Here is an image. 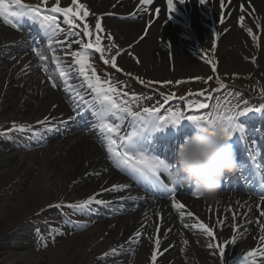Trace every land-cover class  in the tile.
Listing matches in <instances>:
<instances>
[{"label": "bare ground", "instance_id": "bare-ground-1", "mask_svg": "<svg viewBox=\"0 0 264 264\" xmlns=\"http://www.w3.org/2000/svg\"><path fill=\"white\" fill-rule=\"evenodd\" d=\"M22 2L37 5L41 0H22ZM54 2L55 0H48V6L53 5ZM80 2L84 3L92 14L87 18L90 25H94L95 16H103V27L114 37V41L105 40L104 45L106 49H114L115 54L117 49L112 48L111 45L115 43L119 46L121 55L117 57V64L123 71L118 73L126 76L131 73L134 81H180L200 75V72L204 73L205 70L210 72L208 69H211V66L205 62L207 58L218 62L216 74L220 76L233 77L245 73L261 75L262 71L264 72V64H261L264 58V0H250L251 8L248 7L246 0H233L231 11L223 25L219 23L221 15L219 0H206L203 5L200 0H186L183 4L174 0L176 10L171 14V19L166 0H154L153 5L147 6L149 9L147 12L137 10L139 0H80ZM241 2H245L248 12H252V8L255 9L251 15L245 13L244 27H241L239 22ZM60 4L70 6V0H60ZM157 8L160 9L159 13L155 12ZM134 12L136 15L130 16ZM108 13L111 15H107ZM60 20L67 30V26L63 25L62 17ZM32 25L39 28L33 23ZM247 28L253 29V35L257 38L255 41L248 34ZM78 30H82V24ZM66 38V33L57 36V39ZM80 39L87 42V38L80 37ZM214 39L217 46L213 52ZM28 42L26 33L10 27L0 18V132L10 129L15 121L17 124L31 125L33 130L42 134V137L36 140L30 139V132L8 131L5 134L8 135L7 144L3 146L4 151L0 154V174L17 178L19 174L26 175L36 166H41L44 187L47 189L46 193H49L54 169L57 166L65 167L67 181L64 184L67 188L63 198L70 203L86 199L113 184H128L129 188L122 192H104L102 196L97 197L112 200L111 205H116L123 212L117 211L116 208L107 209L95 205L92 206L91 211H87V215L92 218H102L101 222L92 226L89 234L100 231L104 237L108 235L105 238L114 234L118 240H129V246L124 243L125 251L119 253L122 260L120 264H127V253L134 250L136 243H140L138 250L146 255L145 260L150 264L153 245L147 237L155 234V226L159 222L157 212L161 213L164 219L161 232H165L167 228L172 229L169 234L162 236V254L158 256L157 264H184L189 257V249H192L193 255L199 253L202 258L198 245L206 249L209 243L222 244L225 240H231L236 236L237 243L225 248L224 264H233L243 252L260 244L261 233L254 222L259 218L264 223V218L258 217L259 201L250 195L238 191L228 193L220 191L215 201H209L202 197H193L185 190L178 192V202L185 204V211L193 212L200 220L213 227L217 232V241H210L199 229L183 228V223L191 225L196 221L185 216L184 221L181 222L179 213L171 207V199L147 198L146 194L149 192L138 185L132 177L117 169L108 159L106 147L102 140L98 139V131L93 128L95 118L92 113L85 111L81 116H75L73 113L70 93L64 90L65 77L60 76L61 68L65 65L62 63L58 67L52 60L51 51L46 53L48 56L46 61H40L33 52L25 48L30 46ZM53 46L60 47L56 44ZM42 47L46 49L47 43ZM73 50H78L75 45ZM202 51L207 52V57L204 59H202ZM115 54H107L106 59H110ZM57 55L64 60L62 52H58ZM253 58L256 63H252ZM48 60L53 62L49 65ZM103 66L112 68L110 64L106 65L104 62ZM42 68H46L47 72L44 73ZM191 73L194 75H190ZM53 81L58 84L56 88L51 86ZM70 82L73 83L75 91L82 93L87 91L86 86L80 87V81L70 80ZM155 85L162 87L159 84ZM153 87L152 93L157 94L158 87ZM86 98L90 99V96ZM46 116L50 118L51 124L37 125L36 122ZM241 118L246 120L245 123L248 122L249 129L247 132L244 130L243 138L240 136L237 138L241 148L235 152L237 160L242 157L240 165L246 166L244 162L249 161L247 150L252 153L250 150L252 142L256 141L259 147L262 144L260 151L264 154L262 139L264 123L261 122L264 116L258 114L253 116L248 113ZM46 127L51 130L45 131ZM127 127L129 122L126 120L122 132H125ZM196 130L195 124L169 125L152 134L151 138L154 139L149 141L147 147L152 150V154L173 162L176 151L169 140L176 134L177 137L185 139ZM56 136H59L58 139H54ZM248 137L250 139L246 143ZM229 143L233 144L235 141L230 139ZM230 175L231 173L225 174L222 179L226 183L224 187L231 180ZM162 178L170 182L167 176ZM83 182L85 184L82 187ZM231 182L233 184L234 179ZM120 196H137V200L126 199L121 202L118 200ZM228 209L237 213L235 221L232 219V212ZM245 217L252 223H247ZM218 220L224 221V224L217 223ZM233 223L239 224L241 230L238 233L233 231ZM143 225H146V228L142 227ZM137 230L144 232L140 242L130 241V237ZM13 236L14 243L20 247V250L14 254L19 253L20 256L29 258L28 247L23 244L24 234L16 231ZM185 239L189 242L187 245L183 243ZM208 249L204 250L203 255H211L215 264H221L218 249ZM200 264H208V262L204 261ZM258 264H264V261H258Z\"/></svg>", "mask_w": 264, "mask_h": 264}, {"label": "snow or ice", "instance_id": "snow-or-ice-1", "mask_svg": "<svg viewBox=\"0 0 264 264\" xmlns=\"http://www.w3.org/2000/svg\"><path fill=\"white\" fill-rule=\"evenodd\" d=\"M180 4L186 2V0H178ZM206 0H200V3L205 4ZM233 0H219V6L221 8V15L219 23L223 25L225 18L231 11V4ZM247 5L251 8L250 0H246ZM154 0H139L138 11L147 12L149 9L147 6L153 5ZM167 9L169 12V18L171 14L176 10V3L174 0H166ZM13 5L15 7H13ZM255 9L252 8V12ZM156 13L160 12V9H155ZM239 16L240 26L244 27L243 21L245 20V13L251 15L252 12H248L245 2L239 3ZM92 15L84 3L80 0H70V6H61L60 0H55L54 4L48 6V0H41L40 4L30 5L23 3L22 0H0V18L7 25L12 28L20 30L22 22L27 19L33 24L37 25L45 37L47 48L44 49L38 42H33L31 51L35 54L40 61H46L48 59L47 52L51 51L52 60L59 67L62 63L65 67L61 68L60 76L65 77L63 81L65 92L70 93V99L72 100V111L75 116H81L83 112L90 111L95 118L93 128L99 133L98 139H101L106 147L108 159L112 161L114 166L121 172L126 173L133 180L141 185L147 192L152 193L153 199L160 197H170L171 207L179 213L181 222L184 221L185 216L190 219H194L196 222L189 225L183 223V228L199 229L204 235H206L210 241H217V232L214 231L208 223L203 222L199 217L191 211H185V204L178 202V188H183V184H177L179 181L178 169L174 167L173 162L161 158L152 154L147 145L151 140L152 134L157 131H161L167 128L169 125H179L181 121L188 120L195 124L201 131L212 132L222 135L225 139L230 140L233 135L239 132L243 138L244 129L236 123V118L244 116L250 112L264 111V103L259 107H249L248 101H243L244 107L240 105H234L231 107H224L223 105L227 101L221 102L217 100V103L212 107L211 111L201 112V110L208 109L210 105L200 100L193 101L190 98L192 96L204 97L205 100L211 97H206L204 91L196 93L189 92L186 96L178 97V100L184 105V109L173 108L170 106L171 101H175L177 98L175 94L165 95L161 92L159 95L163 97V103L159 106L143 107L140 111H134L132 103L143 99V97L135 96L129 93H123V96L129 97V99H123L121 93L111 85L110 81L102 80L101 76L97 74L93 64L91 63L92 57H96L99 54L98 59L103 60L104 64H110L117 72L123 71L118 67L117 57L121 55L119 46L112 43L111 47L116 48V54L112 55L110 59L105 58L106 49L104 41H114V37L110 32H107L102 25L103 16L94 17V25H90L88 17ZM107 15H111L108 13ZM136 13H131L130 16L134 17ZM62 17L63 25L67 26V30L62 26L60 18ZM82 24V30L80 29ZM260 27V25H257ZM94 28V31H93ZM248 34L252 36L255 41L257 38L253 35V29H246ZM66 39H57L58 34H65ZM105 35H101V34ZM80 37L87 38V42ZM60 45L59 48L53 45ZM76 46L78 50H73V46ZM216 40H213L212 51L216 48ZM58 52H62L64 60L57 55ZM207 57V52L202 51V59ZM70 58V59H69ZM137 62L138 59H137ZM211 66L213 73L218 72V62H215L211 58L205 60ZM252 63H256L255 58L252 59ZM27 67V66H26ZM131 76V73H128ZM213 77L209 76L207 79L211 80ZM51 79V77H49ZM139 79V77H137ZM194 81L203 80V77L191 78ZM217 82L220 83L221 88L226 87L221 81L219 75L216 76ZM70 80L80 81V87L85 88L86 92L75 91L73 83ZM143 83L144 81H140ZM185 81H147L149 85L160 84L161 86H169L173 83L179 85ZM51 86L56 88L57 82L53 81ZM219 91V89L215 90ZM231 95V93H229ZM238 95V93H237ZM90 96V99L86 98ZM149 99L151 97H148ZM165 105H169L165 108ZM161 109H164L163 114ZM75 118V117H73ZM129 122L131 131L122 132V127L125 121ZM37 125L45 126L50 125L51 120L49 117H44L38 120ZM17 131L20 133L30 132V139L39 140L42 137L41 133L33 130L31 125L17 124L13 121L11 128L0 132V134H7L8 131ZM51 129L46 127L45 131ZM258 154H252V161L254 163L255 172L259 173V183L261 185V191L259 193V203L257 208L259 209L258 217L264 218V164L256 162V156ZM98 175V173H97ZM167 176L175 180L172 183L166 182L162 177ZM189 187H191L189 185ZM128 184H113L111 187L102 188L100 192L90 195L86 199L78 201L76 203L68 204L67 207L72 209H81L91 211L92 206L108 207L113 203L112 200L97 198L102 196L104 192L116 193L122 192L128 189ZM192 196L200 197L199 194L193 189L190 193ZM126 199L133 201L137 200V196L118 197V200L123 202ZM239 203V202H237ZM63 203H57L55 205H49V207L61 208ZM232 212V219H237V213ZM243 214V213H241ZM156 216L159 218V222L155 226V234L150 235L147 238L152 242V250L150 253V264H157L158 256L161 253L162 236L169 234L172 229L167 228L165 232H161V225L164 223L163 216L157 212ZM147 219V216H145ZM247 223L248 221L245 217ZM217 223L223 225L224 221H217ZM259 227L261 233L259 240L260 244L246 252L233 262V264H258V261H264V223L258 218L255 222ZM86 227V225H84ZM142 227L146 228V225ZM234 232H239L240 226L238 223L232 224ZM144 235V232L137 230L131 240L140 242V238ZM183 243L187 245L188 240H184ZM237 243V237L233 236L231 240H225L221 243H209L207 247L209 249H218L221 264H224L225 248L229 245ZM46 246V244L44 245ZM118 254V248L113 247L111 252H105L104 257Z\"/></svg>", "mask_w": 264, "mask_h": 264}, {"label": "rangeland", "instance_id": "rangeland-1", "mask_svg": "<svg viewBox=\"0 0 264 264\" xmlns=\"http://www.w3.org/2000/svg\"><path fill=\"white\" fill-rule=\"evenodd\" d=\"M252 46L257 48L254 44ZM113 50H106L105 58L109 53L110 55L111 53L115 54ZM98 57L99 54H96V57L90 58L97 74L101 76L102 80L110 81L111 85L121 93L123 99H129V97L123 96L125 92L143 97V99L132 103L134 111L137 108H140L137 111L142 110L143 107H148L150 104L152 106L162 104L163 97L159 95L161 92L165 93V95L175 94L176 98H178L186 96L189 92L204 91L205 96L211 97L210 99L205 100L204 97L197 96L190 98L193 101L200 100L210 105L208 109L201 110L202 113L211 111V106H214L217 100L221 102L227 101L223 105L224 107L240 105L242 108L245 100L248 101L249 107H259L260 104L264 103L263 71L261 75L253 73H245L233 77L219 75L220 81L226 85L224 88H221L220 83L217 82L216 76L218 74L213 73L211 69H208L210 72L205 70L204 73L200 72V75L181 79L180 81L185 82L179 85L173 83L169 86L158 87L155 84L149 85L145 81L143 83L137 80L134 81L133 77L118 73L113 68H111L112 70L105 68L103 60L102 64L98 62ZM259 59L261 60V58ZM51 63L52 61L47 64L50 65ZM261 64H264V58H262ZM43 72H47V70ZM210 73L211 75H208ZM190 75H194V73ZM198 76L204 79L199 81L191 79ZM209 76L213 78L208 80ZM153 86L158 87L157 94L152 93ZM159 86L161 85L159 84ZM217 89L219 91H215ZM251 90L255 92L256 97L252 96ZM148 97L151 98L149 99ZM176 102L179 101L177 100ZM176 102L175 104H178L177 107L183 110L184 105L181 102H179L180 104ZM167 106L165 105V108ZM163 112L164 109H161L162 114ZM184 121L187 124H194L188 120L181 122ZM236 123L240 126L243 125L241 116L236 118ZM7 137L8 135L0 134V154L4 151L3 146L7 144ZM58 137L56 136L54 139H58ZM178 147L179 145H176L174 150L176 151ZM54 170L55 173L53 174V182L49 193H46L47 189L44 187L41 166H36L35 169H32L26 175L19 174L17 178L10 177L8 174H0V264H120L122 260H120L119 253L120 251H125L124 243H126L127 247L129 246V240H118L114 234L113 236L110 235L109 238H105L108 235L104 237V234L100 231H96L92 235L89 234L92 226L101 222L102 218H92L87 215V210L67 207L68 204L72 203L66 202L63 198L64 191L67 188L64 184L67 181L66 169L65 167L57 166ZM84 184L85 182H83L82 187ZM61 202L64 205L61 208L49 207V205ZM114 208L117 211L121 210L116 205L107 207V209ZM16 231H21L24 234L23 244L28 247L29 258L20 256L19 253L14 254L20 250V247L14 243L13 235ZM45 244L46 246H44ZM113 247L118 248V254L104 257L103 254L111 252ZM138 247H140V243H136L134 250L131 253H127V264H148L145 260L146 255L141 254ZM198 248L201 249L202 258L197 252V254L193 255L192 249H189L190 254L184 264H200V262L204 263V261L208 262V264H215L213 256L203 255L207 251V247L203 249L202 246L198 245Z\"/></svg>", "mask_w": 264, "mask_h": 264}, {"label": "clouds", "instance_id": "clouds-1", "mask_svg": "<svg viewBox=\"0 0 264 264\" xmlns=\"http://www.w3.org/2000/svg\"><path fill=\"white\" fill-rule=\"evenodd\" d=\"M196 129L179 145L173 164L183 183L200 197L215 201L225 174L239 169L236 152L222 135Z\"/></svg>", "mask_w": 264, "mask_h": 264}]
</instances>
